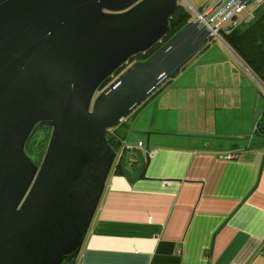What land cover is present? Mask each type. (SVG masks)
<instances>
[{
  "label": "water",
  "instance_id": "water-1",
  "mask_svg": "<svg viewBox=\"0 0 264 264\" xmlns=\"http://www.w3.org/2000/svg\"><path fill=\"white\" fill-rule=\"evenodd\" d=\"M253 1L219 0L162 42L179 0H0V264L76 258L116 164L109 131ZM135 153L118 163L128 181L148 163Z\"/></svg>",
  "mask_w": 264,
  "mask_h": 264
},
{
  "label": "crops",
  "instance_id": "crops-1",
  "mask_svg": "<svg viewBox=\"0 0 264 264\" xmlns=\"http://www.w3.org/2000/svg\"><path fill=\"white\" fill-rule=\"evenodd\" d=\"M218 1L199 0L196 9L204 13ZM262 2L242 7L232 28L252 21ZM196 55L211 76L167 81L133 111L153 102L131 135L128 117L117 127L116 163L140 150L148 155L145 174L128 181L111 171L74 264H264V134L254 130L264 117V80L225 35L209 38ZM175 85L187 89L177 111L157 100L173 96ZM247 105L254 108L243 113ZM192 118L198 125L185 128ZM137 167L130 165L133 174Z\"/></svg>",
  "mask_w": 264,
  "mask_h": 264
},
{
  "label": "trees",
  "instance_id": "trees-1",
  "mask_svg": "<svg viewBox=\"0 0 264 264\" xmlns=\"http://www.w3.org/2000/svg\"><path fill=\"white\" fill-rule=\"evenodd\" d=\"M189 20H190L189 12L185 9V7L182 6V4L179 3L176 10L173 12V14L169 19L170 32L168 35L164 37L162 42L167 40L182 26L188 23ZM220 30L221 31L219 34L226 36V40L230 42L231 47L246 62V64L251 68V70L254 73H256L261 79L264 80V9L258 10L254 19L244 27H239V28L236 27L234 29L232 28L227 33H224L222 31L223 29ZM161 43H159L152 50L147 52L148 54L147 53L141 54V55H146L142 59L148 57L153 51H155L161 45ZM124 67H122L120 70L122 71ZM120 70H118L113 75V77L118 75L121 72ZM112 79H109V81ZM106 84L107 83H105V85ZM122 123L123 122H121V124ZM255 130L264 134V117H261V119L257 122ZM49 131L50 129L47 128V131L43 133V139H41L39 142L38 140L32 141L31 139L29 145V151L33 156L41 157L43 155L45 151L47 139L49 136ZM108 141L112 146H114L116 150H118L121 140L117 134V127L109 131ZM118 170H120L119 164L116 163L112 169V172H116ZM74 261L75 258L69 261H64L61 264H74Z\"/></svg>",
  "mask_w": 264,
  "mask_h": 264
},
{
  "label": "rangeland",
  "instance_id": "rangeland-1",
  "mask_svg": "<svg viewBox=\"0 0 264 264\" xmlns=\"http://www.w3.org/2000/svg\"><path fill=\"white\" fill-rule=\"evenodd\" d=\"M218 1V0H217ZM188 2V3H187ZM187 2L184 0V1H180L179 0V3L182 4L183 7H185V9L189 12V15H190V20L189 21H193V20H197V14L196 12L200 13L201 11H198V3H199V0H187ZM217 3V2H216ZM192 7H191V6ZM254 1L250 4H248L247 6L244 7V10L242 11V13H244L245 11L249 10L250 8L254 7ZM220 9V7L217 9V11ZM264 9V0L263 2L259 5V10H262ZM196 12H195V11ZM205 11V10H204ZM202 13V12H201ZM235 15H238V17H240V13H235ZM212 16V15H211ZM209 16V17H211ZM231 22V19L228 18L224 21L223 25H227ZM217 35H220L219 33ZM148 54V53H147ZM146 55H141V56H138V57H135L134 59L130 60V62L128 63V65L135 61V60H141L142 58H144ZM202 58H200V56H197V55H194L184 66L183 68H181L180 70V74L178 76H176L175 78H173L174 80H171V81H177L178 84H186V83H191L192 81H199L200 79H203L204 76H206V73L208 72V76H211V70L210 68H208L207 66L205 67L204 65L202 64H199L201 61ZM208 68V70H207ZM124 69V68H123ZM122 69V70H123ZM121 71V70H120ZM215 73V75L217 74L218 71H215L213 70ZM218 76H220V73L218 72L217 74ZM217 79V77H213V79ZM220 79V77H218ZM228 79V78H226ZM175 85L174 87V92L175 94H173V96L171 97H168V96H164V94L161 96H158L157 100H160V99H167L168 101H170V103H168L166 106L167 108H175L176 111L178 110V108H180V105H181V102L182 101H186V92H187V89H180V88H177V86ZM104 88V87H103ZM177 90L179 91V94H177ZM197 90H201V89H197ZM220 90H223V91H230L229 88H224V89H220ZM190 92H192V90L190 89ZM98 93H95V96L97 95ZM152 104L153 102H149V103H146L144 105V107H142L136 114L135 116H133V112L130 113L128 115V120L130 121V124L131 126L129 127L128 126V122L126 123L127 124V129L129 127V134L128 135H131L132 134V130L135 126V124L139 121V119L141 121H146V119H148V111L149 109L152 107ZM254 108L253 106H245L242 110L243 113H245L246 111H251V109ZM263 109H261L259 111V113L262 112ZM233 111L232 110H227L226 111V117H229V113H232ZM235 112H239L242 113L240 110H236ZM238 116V115H236ZM175 118H182V114L179 115V116H176ZM183 119V118H182ZM261 118L258 119V121L260 120ZM180 122H182L183 120H180ZM257 121V122H258ZM184 124H185V128H191V127H195L196 125H198V121L195 119V118H192V119H184ZM256 122V124H257ZM116 127H119L120 130H123V126L121 124V122L116 126ZM255 128V127H254ZM255 130V129H254ZM257 134V132H254ZM134 135V134H133ZM142 135V134H140Z\"/></svg>",
  "mask_w": 264,
  "mask_h": 264
},
{
  "label": "built area",
  "instance_id": "built-area-1",
  "mask_svg": "<svg viewBox=\"0 0 264 264\" xmlns=\"http://www.w3.org/2000/svg\"><path fill=\"white\" fill-rule=\"evenodd\" d=\"M256 1H260V0H256ZM242 9V7H240V8H238L236 11H235V13H238V12H240V10ZM195 11V10H194ZM196 12V11H195ZM196 14H197V17L199 18L200 16H201V12L200 13H198V12H196ZM223 15L224 14H221L214 22H217V21H219L222 17H223ZM230 19H231V22H230V24H228L227 26H224L223 25V23L224 22H222L220 25H219V27L216 29L217 31H216V33L218 34L221 30L220 29H223L222 31L224 32V33H227L235 24H236V20L233 18V16H231V17H229ZM228 19V18H227ZM217 34H216V36H217ZM112 130V129H111ZM110 130V131H111ZM140 145V144H139ZM127 148L128 149H132V146H127ZM227 156H229V155H227Z\"/></svg>",
  "mask_w": 264,
  "mask_h": 264
},
{
  "label": "flooded vegetation",
  "instance_id": "flooded-vegetation-1",
  "mask_svg": "<svg viewBox=\"0 0 264 264\" xmlns=\"http://www.w3.org/2000/svg\"><path fill=\"white\" fill-rule=\"evenodd\" d=\"M127 66H128V65H126V66L124 67V69H125ZM124 69H123V70H124ZM123 70H122V71H123ZM122 71H121V72H122ZM121 72H120V73H121ZM120 73H119V74H120ZM116 76H117V75H116ZM116 76H114L113 79H114ZM110 81H112V80H110ZM110 81H109L108 83H110ZM45 131H47V128L44 129V130H42V133H44ZM41 139H43V135L40 134V135L35 136L34 138H32V141H33V140H36V141L38 140V142H39ZM30 142H31V141H30ZM30 142H29V145H30Z\"/></svg>",
  "mask_w": 264,
  "mask_h": 264
},
{
  "label": "clouds",
  "instance_id": "clouds-1",
  "mask_svg": "<svg viewBox=\"0 0 264 264\" xmlns=\"http://www.w3.org/2000/svg\"><path fill=\"white\" fill-rule=\"evenodd\" d=\"M190 6H191V5H190ZM191 7H192V6H191ZM231 7H232V6H231ZM211 15H212V14H211ZM211 15H210V16H211ZM234 15H235V14H234ZM234 15H233V16H234ZM219 33H220V32H219Z\"/></svg>",
  "mask_w": 264,
  "mask_h": 264
}]
</instances>
